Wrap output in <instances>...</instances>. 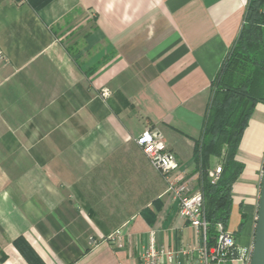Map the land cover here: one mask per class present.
<instances>
[{"label": "crops", "instance_id": "crops-1", "mask_svg": "<svg viewBox=\"0 0 264 264\" xmlns=\"http://www.w3.org/2000/svg\"><path fill=\"white\" fill-rule=\"evenodd\" d=\"M247 2L50 0L35 8L0 0V264H139L135 240L146 243L149 232L157 245L193 243L135 138L157 131L198 186L195 140ZM235 158L242 168L226 229L247 248L264 102L254 105ZM119 228L123 247L111 237Z\"/></svg>", "mask_w": 264, "mask_h": 264}, {"label": "trees", "instance_id": "trees-1", "mask_svg": "<svg viewBox=\"0 0 264 264\" xmlns=\"http://www.w3.org/2000/svg\"><path fill=\"white\" fill-rule=\"evenodd\" d=\"M28 1L38 8L50 0ZM257 102H264V0H248L241 28L211 80L206 114L193 148L209 244L217 237L216 223L227 226L231 186L242 168L235 153ZM215 158L220 160L221 171L211 183L208 171ZM15 243L29 256L22 239Z\"/></svg>", "mask_w": 264, "mask_h": 264}, {"label": "built area", "instance_id": "built-area-1", "mask_svg": "<svg viewBox=\"0 0 264 264\" xmlns=\"http://www.w3.org/2000/svg\"><path fill=\"white\" fill-rule=\"evenodd\" d=\"M108 95V89L103 88L101 96L105 98ZM135 143L150 165L163 175L167 185L166 190L177 204L178 215L193 228L196 236L193 243H181L176 247L157 245L153 232L148 233L146 243L137 237L135 250L139 264H233L237 262L248 264L252 245L247 248L237 247L233 233L228 231L222 223H216L217 237L212 244L208 243L206 235L208 221L205 218L202 191L198 186H191L189 179L180 170L174 152L169 149L162 136L148 128L135 138ZM220 171V165L208 171L211 183L218 179ZM124 229H116L111 235L118 247H123L125 244Z\"/></svg>", "mask_w": 264, "mask_h": 264}, {"label": "water", "instance_id": "water-1", "mask_svg": "<svg viewBox=\"0 0 264 264\" xmlns=\"http://www.w3.org/2000/svg\"><path fill=\"white\" fill-rule=\"evenodd\" d=\"M248 264H264V162L261 175L260 195L257 204L252 252Z\"/></svg>", "mask_w": 264, "mask_h": 264}, {"label": "rangeland", "instance_id": "rangeland-1", "mask_svg": "<svg viewBox=\"0 0 264 264\" xmlns=\"http://www.w3.org/2000/svg\"><path fill=\"white\" fill-rule=\"evenodd\" d=\"M218 165H219V162H215L214 165H213V168H214L215 166H218Z\"/></svg>", "mask_w": 264, "mask_h": 264}]
</instances>
